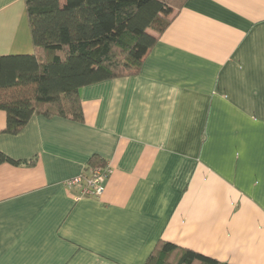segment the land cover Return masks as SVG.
<instances>
[{
    "label": "crops",
    "instance_id": "obj_1",
    "mask_svg": "<svg viewBox=\"0 0 264 264\" xmlns=\"http://www.w3.org/2000/svg\"><path fill=\"white\" fill-rule=\"evenodd\" d=\"M140 72L80 91L84 122L34 115L0 151V264H145L159 241L264 264V0H188ZM0 0V56L33 54ZM99 156L100 197L66 182Z\"/></svg>",
    "mask_w": 264,
    "mask_h": 264
},
{
    "label": "trees",
    "instance_id": "obj_2",
    "mask_svg": "<svg viewBox=\"0 0 264 264\" xmlns=\"http://www.w3.org/2000/svg\"><path fill=\"white\" fill-rule=\"evenodd\" d=\"M188 0H24L33 54L0 56L1 132L19 134L34 115L83 123L80 91L136 75ZM0 151V165L34 166ZM93 156L88 168L105 167ZM86 169V170H87ZM145 264H227L159 241Z\"/></svg>",
    "mask_w": 264,
    "mask_h": 264
},
{
    "label": "built area",
    "instance_id": "obj_3",
    "mask_svg": "<svg viewBox=\"0 0 264 264\" xmlns=\"http://www.w3.org/2000/svg\"><path fill=\"white\" fill-rule=\"evenodd\" d=\"M111 173L112 170L108 165L99 168H88L85 173L68 180L66 186L78 191L77 199L100 197L104 193L105 183Z\"/></svg>",
    "mask_w": 264,
    "mask_h": 264
}]
</instances>
